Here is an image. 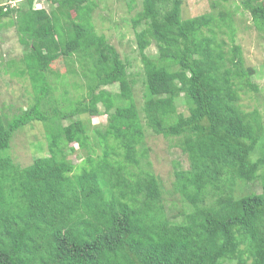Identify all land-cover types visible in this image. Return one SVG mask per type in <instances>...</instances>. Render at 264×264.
I'll use <instances>...</instances> for the list:
<instances>
[{"label": "trees", "instance_id": "obj_1", "mask_svg": "<svg viewBox=\"0 0 264 264\" xmlns=\"http://www.w3.org/2000/svg\"><path fill=\"white\" fill-rule=\"evenodd\" d=\"M10 1L18 5H0V23L14 18L24 48L17 75L27 76L32 100L0 116V264H264V125L238 105L240 92L258 88L238 54L223 49L230 16L182 20L179 0L168 8L142 0L132 20L144 24L135 35L138 108L129 64L91 24L93 1L46 0L49 10L34 8L40 0ZM238 1L264 32V0ZM59 59L69 62L62 75L50 68ZM96 116L106 124L92 126ZM33 122L45 126L48 155L20 168L7 151ZM146 129L180 139L188 168H174L169 191L142 165ZM77 152L86 154L80 165L68 160ZM255 182L261 193L243 195Z\"/></svg>", "mask_w": 264, "mask_h": 264}, {"label": "rangeland", "instance_id": "obj_2", "mask_svg": "<svg viewBox=\"0 0 264 264\" xmlns=\"http://www.w3.org/2000/svg\"><path fill=\"white\" fill-rule=\"evenodd\" d=\"M95 3L93 12L90 15L91 24L98 36H104L108 44L113 46L118 52L120 59L129 64V72L135 80L134 99L138 108L142 103L141 79L142 63L137 49L135 35L143 29V22L133 27L132 20L136 14L142 10V0H91ZM132 1V4L131 2ZM180 17L182 20L195 18L206 14H217L218 11H225L232 20L233 37L226 33L220 34L223 40V49L229 53L232 58L234 54L242 60V66L246 70H251L250 81L258 88L257 93L240 92L238 105L246 113L257 110L261 121L264 125V32L258 31L251 17L246 12H242L238 0H179ZM35 3V2H34ZM218 4L213 9L212 5ZM0 5L16 7L18 2L10 0H0ZM171 0H168V6ZM34 8L44 7L49 10V2L46 0L36 1ZM72 13V17H73ZM12 17L5 19L0 23V116L10 119L18 115L21 109H25L28 103H31V92L29 89L30 82L27 76H19L18 70L21 66V58L24 48L19 44L15 27L11 24ZM9 23V24H8ZM148 57H156L157 49L154 44L145 50ZM69 62L62 59L51 65V71L62 75ZM53 81L55 77L53 76ZM79 82L83 80L70 79V82ZM105 90L116 93L117 87H105ZM70 92V89H69ZM84 92L83 89L78 96ZM56 96L58 93L55 94ZM73 98V95L68 96ZM77 96H75V99ZM61 101V100H59ZM67 103L61 102L60 108L66 109ZM176 112L184 116L188 115L185 105L178 101ZM86 121V116H82ZM92 126L102 127L106 124L105 116L89 117ZM66 121L63 125H66ZM46 131L44 124L33 122L19 130L11 141V146L7 155L12 162L20 168L31 165L34 159L48 155L46 143ZM180 139L176 137L165 138L161 135L153 134L149 129L145 130L144 148L146 149V160H142V165L150 163L152 172L157 176L165 190H171L174 181V168L187 169L188 161L186 156L179 148ZM76 150L77 146L72 145ZM97 154L101 150L96 148ZM86 157L84 152L70 154L68 160L74 165H80ZM177 166L175 167V165ZM261 193L259 182H255L242 188V194ZM168 206V207H167ZM166 206L168 215L176 214V207ZM172 220V217H171Z\"/></svg>", "mask_w": 264, "mask_h": 264}]
</instances>
